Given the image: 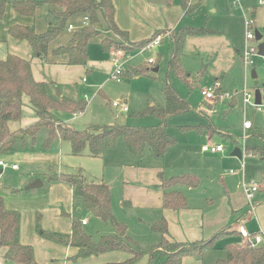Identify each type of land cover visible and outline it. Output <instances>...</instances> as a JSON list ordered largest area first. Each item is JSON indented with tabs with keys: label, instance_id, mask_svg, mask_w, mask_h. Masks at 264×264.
<instances>
[{
	"label": "rangeland",
	"instance_id": "rangeland-1",
	"mask_svg": "<svg viewBox=\"0 0 264 264\" xmlns=\"http://www.w3.org/2000/svg\"><path fill=\"white\" fill-rule=\"evenodd\" d=\"M181 1L168 0L165 6H155L150 4L148 0H134L132 9L135 14V21L131 20L125 15V12L121 11L122 8L126 7L124 1H121L122 6L120 7L119 19L125 28H129L126 30L129 32L130 39L140 41L148 38V35L150 37L155 31L166 29V26L170 25L169 20H174L179 16V13L182 18ZM188 1L189 6H194L191 1L194 4L200 2L201 7L194 14L186 15L180 22V26H176V28H206L232 35L236 41V47H238L236 50L239 48L241 50L244 44L245 28L244 18L240 8L245 9L247 14H249V11L256 7L253 29L262 37L257 42V45L264 43V5L258 4L260 0ZM261 1L264 2V0ZM35 18L36 29H45L47 26V13L42 10V7L37 8ZM96 28L101 29V35L89 41L87 47L89 60L86 67H65L64 70L57 67H52L51 69L50 67L47 72L43 68L41 69V74L45 73L47 76H54V79H59L60 82L55 83L51 89V91L54 89V94L57 91H62L64 96L69 100L84 101L86 103L85 111L81 114L74 116L59 111L55 113L56 117L63 120L65 125L76 130H83L86 127L91 128L92 126L111 125L113 123L134 124L140 127L157 125L158 119L150 115H146L137 120H130L127 117L134 113H141L152 105L160 108L164 106L162 81L165 79L167 63L170 57V49L168 48L167 42L171 31L164 30L161 33L159 38L161 42L164 41V44L158 52L156 48L150 51H144V49L139 50L134 54H125L123 51H120L123 55L122 61L125 63L123 73H130L136 69L150 68L147 65V61L154 59V65L158 64L159 67V71L153 74V77L156 79H150L145 76L128 78L124 74V76H120L119 82H117L112 79V59L117 52H104L101 41L107 38L113 42L122 43L111 33L107 34L103 26L96 25ZM252 44L256 45L255 42H252ZM182 61L184 72L192 76L190 77L191 89L175 76H171L170 84L181 98L187 99L190 102L193 110L185 115L170 119L167 134L175 140V143L167 150L166 158H163L165 161L163 159H159L158 161L163 162L161 164L163 165L165 179L186 173L195 174L200 180L198 189H189L181 186L174 190L177 189L183 192L182 194L186 197L190 208H206L210 199H213L215 203L219 202L224 192L223 184L227 186V190L230 192L236 191L237 182H240V180L242 182L241 175L236 173L242 161L245 166L244 182L248 183L250 179L253 180L257 172L261 173L264 178V161H261V158L248 156L245 152V149L249 145H253L254 142L247 139L246 133L248 131L243 129V123L245 121L249 122L252 124L250 130L260 135L255 128L264 130V111L262 109L258 110L252 105H244L242 102L244 91L250 94L257 90L260 93H264V61L261 57L256 56L253 58V66L244 67L241 58L235 52V60L231 68L223 75V80L220 83L222 93L220 92L219 83L213 84L212 78L209 75L205 74L199 80L197 76L203 67L198 63L196 58L186 57ZM33 64L37 67L38 63L34 62ZM252 71L255 72V78L251 77ZM211 87L213 88L214 99L209 102L201 96L200 91L207 90ZM84 96H86L85 99ZM232 98L235 99L236 104L230 107L229 104ZM215 99L217 101L214 104ZM116 100L124 101L129 112L123 113L113 108L111 104ZM27 112L23 110L20 119L17 121L19 122L25 118H30ZM214 131L216 134L226 138L230 135L236 136L237 139L234 140L235 144L228 139L214 136L215 134L212 133ZM207 135L213 136V142L225 148V153L222 158L206 155L207 158H213L209 161L215 171L212 176H205L203 173H200L199 168H197V162H195L201 146L209 144L207 143ZM45 136L44 130L39 132L34 145L28 142L30 141L29 136L25 137L26 144L24 146L21 143H17L13 154L6 156L7 158H2L4 163L19 167L16 172L11 171L9 169L10 167L4 169L3 174L0 176V197L4 199V203L5 199L9 200L8 197H16L15 194L21 195L23 199L27 198L29 194L23 193L22 191L26 187L24 183L30 177H39L42 179L50 174H75L78 171H84L86 175L87 173H91V164L97 163L100 166H105V182L111 189V212L114 218L127 225L128 235L142 248L152 246L160 240V236L152 233L150 230L151 222L159 219L154 211L128 209L121 204L122 190L117 165L122 163L124 159H127L123 140H118L116 148L106 153L103 161H98L89 157L84 159L72 157L69 151V145L66 143L61 144L59 147L55 141L50 149H45ZM253 139H255V142H258L259 145L257 147H264L263 139L257 135ZM59 148L60 150L58 151ZM235 148L240 149L243 153L241 160L230 157V153ZM55 149L57 150L55 151ZM146 152L153 156L150 151L146 150ZM144 158L147 159L146 156ZM146 159L143 160V165L145 163L148 164V162H145ZM147 164L145 165L147 166ZM93 171L94 168L92 169ZM230 171L233 173H230ZM258 183L260 185L261 182ZM54 184L56 183L45 184L43 188L33 192L30 197L36 198L33 202H8V206L18 209L22 208L26 220L27 216L32 212L41 214L42 219L39 223V229L41 231L63 234L52 228H54L53 225L60 229L69 228L67 219L60 215L64 212L73 214L79 220L87 219L89 224L85 227V231L94 241L101 235L112 233V230L107 224H102L95 220L86 211L82 210L81 212H77L76 210L80 206L79 202L72 200L70 209V201L65 193L61 189H50ZM154 188L157 187L154 186ZM49 192L50 196H46L43 199V196L49 194ZM259 199L260 196L257 193L253 204L258 203ZM249 214L252 220V214L250 212ZM43 216L47 222L52 224L49 228H46L47 226L43 227ZM32 226L33 224L30 228L25 227V238H27L28 234H31L35 238L44 240L42 237H39V231L36 227L33 226L32 228ZM246 226L250 227L248 225ZM229 238L217 242V249L206 252L203 258H190L193 259V262L199 264H214L216 260L225 257L226 245L234 242L241 243L242 241L240 238ZM28 240L32 242L30 237ZM35 247H37L36 244ZM3 262L5 263L4 259ZM146 264H148V258Z\"/></svg>",
	"mask_w": 264,
	"mask_h": 264
},
{
	"label": "trees",
	"instance_id": "trees-1",
	"mask_svg": "<svg viewBox=\"0 0 264 264\" xmlns=\"http://www.w3.org/2000/svg\"><path fill=\"white\" fill-rule=\"evenodd\" d=\"M6 4V1L0 0V18L3 16ZM11 5L17 14L25 17L34 16L37 7H49V29L47 31L37 33L31 26L19 25L11 27L8 31L15 40L29 44L32 57L43 61L50 44L66 31L70 22L80 17L87 18V24L84 27L70 33L68 46H59L53 50L54 56L66 58L65 65L67 66L83 67L87 64L89 41L101 35V29L96 28V25L103 26L105 32L111 33L121 41L122 44L107 38L101 41L104 52L112 53L123 51L125 54H134L143 50L155 38L160 37L164 31H155L147 40L129 41L128 33L121 30L115 23V9L112 0L14 1ZM181 7L186 14H191L198 8V5L189 6L188 0H182ZM248 18L254 21V14L249 13ZM211 33L213 31L206 28L191 27L179 28L170 32L168 38L170 57L167 63V73L162 81L164 106L160 108L152 105L141 113H134L127 117L130 120H137L150 115L158 119L157 125L147 127L113 123L76 130L65 125L55 113L61 111L71 115L81 114L85 111L86 103L49 96L47 85L33 79L30 61L7 55L4 60H0V157L12 155L15 145L25 143L27 136L34 145L37 134L44 130L46 132L45 149H50L53 143L59 140L69 144L73 157L87 155L101 159L105 152L116 147L118 140H123L127 151L135 157H140L145 150H149L156 159H163L168 148L175 143V140L167 134L170 119L193 110L188 100L181 98L171 86V76H175L191 89L189 82L191 76L184 72L181 65L184 42L188 37ZM150 69L152 68L136 69L130 73H122V75L125 74L128 78L140 76L149 78ZM214 82L218 83V79ZM23 97L29 99L28 107L37 121L24 130L11 133L8 124L20 119L24 107ZM216 101L215 99L214 104ZM250 128L247 129V139L257 135L263 139L264 143V135L256 134ZM212 133L234 144V140L237 139L233 135H228L229 137L226 138L216 134L215 131ZM245 152L248 156L264 159V147H247ZM41 180L44 185L49 183L68 185L74 197L82 201L83 209L95 220L107 224L112 230V233L101 235L94 241L78 219L67 216L71 222L70 234L45 232L39 229L40 219L37 216L36 229L40 237L57 245L76 249V254L69 258L73 262L91 256L121 252L128 254L129 258L123 262L108 264H135L144 257L148 258V264H182L184 258L201 259L206 252L216 250L217 242L221 240L229 237L242 239L238 230L223 229L207 240L178 242L169 236L166 221L160 219L150 226L151 232L158 234L160 240L152 246L142 248L128 235L127 226L114 218L111 212L110 190L105 183L89 181L80 171L75 174H50ZM159 181L156 187L163 193L162 208L176 211L186 209L187 200L180 191L174 189L180 186L196 189L199 186V179L193 174H183L168 179L160 178ZM22 192L27 194L30 190L23 189ZM123 205L128 204L123 202ZM19 228L20 214L7 210L0 197V248L6 249L5 263L38 264L35 261L32 247L19 242ZM225 251V257L218 259L214 264H264L263 245L253 246L248 240L242 239L241 243L234 242L226 245Z\"/></svg>",
	"mask_w": 264,
	"mask_h": 264
},
{
	"label": "crops",
	"instance_id": "crops-1",
	"mask_svg": "<svg viewBox=\"0 0 264 264\" xmlns=\"http://www.w3.org/2000/svg\"><path fill=\"white\" fill-rule=\"evenodd\" d=\"M4 1H6L7 4L5 6L3 16L1 17L2 19L0 18V60H4L7 57V55H14V56H17L21 59H25V60L30 61L31 73H32L33 79L36 82H42V83H45L47 85V94L49 96L57 98V99H61V98L68 99L67 97L64 96L62 91H59V94H60L59 96H56L57 93L54 94V89H53V91H51V89L53 88V85L57 82H60V81L58 78L54 79V76H47L45 73L41 74V69L43 68V70L45 72H47L50 69V67H51V69H52V67L62 68V70H64L65 67H68V68L82 67V66H67V65H65L66 58L64 56H60V57L54 56L53 50H55L59 46H68L69 45L70 33L73 32L74 30L82 28L83 17L77 18L74 21L69 23V25L73 26V29L70 31L66 29V31L64 33H62L56 40H54L50 44V46L48 48L47 56H46L45 60L43 61L39 58L32 57L29 44L25 41L15 40L14 38H12L9 35L8 31L11 27L16 26V25L31 26L34 28L35 32H37V33H43L45 31H47L49 29V24H48V18H49L48 9H49V7L40 6V7H42V10L46 11V13H47V26L45 29H36V23H35L36 18L35 17L37 14V8H39V7L36 8L34 16L25 17V16H21V15L17 14L12 9V5H11V2H14V1L43 2L45 0H39V1H35V0H4ZM121 1H124V4L126 5V7L122 8L121 11L125 12V15H127L131 20L135 21V16H134L135 14H134V11L132 9V6H134V3H133L134 0H112L113 6L115 9V23L121 30L126 31L128 33L129 41L139 42V41H133L130 39L129 32L126 30L129 28L128 27L125 28L119 19L120 7L122 6ZM260 1L258 2V4L264 5V2L262 4H260ZM167 2H168V0H165V5L167 4ZM181 3H182V1H181ZM191 3L193 5H198V8L193 13H191V15H192L199 9V7H201V3L199 2L198 4H194V2H192V1H191ZM165 5H163V6H165ZM233 5L235 6V4H233ZM180 7H181V4H180ZM255 8L256 7L252 8L249 11L252 15L254 14V19H255ZM240 10H241V13L243 15V18L246 15L248 16L247 11L245 9L240 8ZM181 11L183 13V17L181 18V14L179 13V16L176 17L174 20H169L170 25L166 26V29H164V30L173 31V30L179 29V28H176V26L179 27L180 22L183 20V18H185L186 15H189L183 11L182 7H181ZM211 31H213V33H211V34L186 38L184 45H183L182 60H184V58H186V57L196 58L198 60V63L201 64V66L203 67V69L200 71V73L199 74L197 73L198 74L197 77H199V80H201L205 74L209 75L212 78L213 84L215 83L214 80L218 79L219 88H220V91L222 92L221 87H220V83L223 80V75L231 68V66L235 60V52L240 57V53H241L242 49L240 50V48H239L238 50H236L238 47H236V41L234 40L232 35L224 34V33L218 32V31H214V30H211ZM153 33H152V35H153ZM150 37L148 35V38H146V39H149ZM146 39H142V40H146ZM142 40H140V41H142ZM163 44H164V41L163 42L160 41V44L156 47L157 52L160 51V49L162 48L161 46ZM167 44H168V42H167ZM168 48H169V45H168ZM182 60H181V65L183 66ZM34 62L38 63L37 67L33 64ZM126 64H127V62H126ZM86 65L83 67H86ZM147 65L150 66V68H152V69H150L149 72L151 75L150 77H153V74H156L159 71L158 64L154 65V63L153 64L147 63ZM155 68H158L157 72H153V69H155ZM153 78L156 79L155 77H153ZM150 79H152V78H150ZM189 82L191 83V78H190ZM261 96L264 97V93H261ZM85 98H86V96H84V99ZM23 103H24L23 110L28 111L27 113H28V115H30V118H25L19 122L18 121L10 122L8 124V127H9V130L11 133H16L20 130H24L37 121L33 112L28 107L29 99L27 97H23ZM59 120H61V119L59 118ZM61 121H63V120H61ZM63 123H64V121H63ZM250 127L252 128L251 123H250ZM255 129L260 134L264 135L263 129H261V128H259V129L255 128ZM45 134H46V132H45ZM214 136H217V135H214ZM212 137L213 136H211V135H207V143L213 144V145H220V144L214 143L212 140ZM249 140H251L254 143H253V145H251V146L249 145L248 147H252V146L257 147L259 145L258 142H255V139L249 138ZM28 142H30V141H28ZM56 143L60 147V145L65 143V142H61L58 140V141H56ZM25 144H26V142L21 144V145L24 146ZM66 144H68V143H66ZM202 146H204V145H202ZM124 148L126 149L125 145H124ZM56 150L57 149H55V151ZM59 150H60V148L58 149V151ZM69 151H70V146H69ZM110 151H113V150H110ZM110 151L105 152V154L110 152ZM126 153H127L126 154L127 159L126 160L124 159L122 161V163L117 165L118 171L120 174L119 175L120 183H121L120 186H121V190H122V197H121L122 206H124L123 202H126L128 205L124 206V207H126L128 209H142V210L154 211L155 214L158 215V217H157V218H159L158 220L164 219L166 221L169 236L173 240L178 241V242H195L198 240H207L211 236H213L214 234H216L217 232H219L223 229L237 230L239 226H244L249 233H252V234L261 233L263 235V246H264V183L262 182V180H261V183L259 185V191L257 192V193H259L260 199H259L258 203L252 205L253 210L251 209V207L249 205H247V202L243 197V194H242V191L240 188L241 180H240V182L239 181L237 182L236 191H234V192H230L229 190H227V186L225 184H223L224 185V188H223L224 192L221 195L218 203H215L213 199H210L208 201V205L206 206V208L205 207L190 208V206L187 203L186 209L177 210V211L176 210H169V209L162 208V202H163L162 191L160 189L154 188V186L159 185L160 178L165 179L163 165L161 164L163 162L158 161V159H156L153 154H152L153 156H151V154H148V152H146V150L142 153V155L140 157H135V156L131 155L127 151V149H126ZM150 153H152V152H150ZM167 153H168V151L166 152L164 159L166 158ZM224 153H225V148H224L223 153H216V154L202 152L200 150L199 154H198V158L195 160V162H197V168H199V172L203 173L205 176L214 175V172H215L214 168L211 165V163L209 162L210 159H213V158L212 157L207 158L206 155L208 154L211 156H219L222 158ZM105 154L103 155V157L101 159L91 158L87 155H83L80 157H74V158L84 159V158L89 157L93 160L103 161V158H105ZM144 156L147 157V159L144 158V159H146L145 162H148V164L145 163V164H147V166L145 164L144 165L142 164L143 160H144L143 159ZM2 158H7V157L1 156L0 161H2ZM152 158H153V160H152ZM232 158H235V157H232ZM223 159H225V158L223 157ZM261 161H264V159L261 158ZM6 164L8 165V167H6L4 169H7L11 166L8 163H6ZM91 167H92L90 170L91 173H87L85 175L84 171H80V172L89 181H102L103 183H105L107 185V183L105 182V173H106L105 172V166L104 165L100 166L99 164L94 163V164H91ZM93 168H94V171L92 172ZM4 169L0 168V176L3 174ZM9 169L13 172H16L19 169V167H17L16 170H12L11 168H9ZM91 174H93V175H91ZM186 174H191V173H186ZM237 174L241 175V179L244 180L245 170L243 172V175L241 173H237ZM193 175H195V174H193ZM260 175H261V173H260ZM261 178L263 179L262 175H261ZM36 179H40V178L39 177H32V178L30 177L24 183V185L27 186L30 183H32L33 181H35ZM253 180H255V178ZM250 181H251V179H250ZM107 186L109 187V185H107ZM199 186H200V180H199ZM199 186L196 189H198ZM43 187H44V183H43V186L41 188H43ZM184 187L189 188L187 186H184ZM3 188H1V189L5 192V190ZM176 188H178V187H176ZM50 189H61V191L65 193L68 200L70 201V209H71L72 200H74V202L80 203V206L77 208L76 211L77 212H81L82 210L85 211L83 209L82 201L80 199H77L74 197L72 189L68 185L54 184V185H52V187ZM109 190H110V198H111L110 187H109ZM35 191H37V190H32L29 193H27V194H29V196H27V198H24V199L22 198L21 195H18V194H15L16 197L15 196L8 197L9 200L5 199L4 206L7 210L16 211L20 214L19 242L22 245H26V246H30V247L33 246L32 249L34 252L35 261L38 264H108V263L123 262L129 258V255L126 253L112 252V253H106V254H102V255H98V256H91V257L86 258V259H78L77 261L73 262L69 258H71L72 256H74L76 254V249H74L72 247L60 246V245H57L55 243H52V242H49L46 240H42L41 238H39V239L35 238V236L31 235V234H28L27 238H25V236H26L24 233L25 227L27 226V228H30L32 224L34 227H36V217L39 216V219L41 221L42 215L37 214V212H32L27 216V220H26V218L24 216V210L22 208L18 209L16 207H10V206H8V202H11V203L16 202V201H18V202H33L36 198L35 197L30 198V197L33 194V192H35ZM180 192L183 193L182 191H180ZM257 193H256V195H257ZM46 196H50V192H49V194L44 195L43 199ZM254 199H255V197H254ZM3 202H4V199H3ZM111 205H112V198H111ZM249 212L252 214V217H253L252 220H251ZM87 214L89 216H92L88 212H87ZM60 215L64 216L67 219L69 228L60 229L59 227L53 225L54 228H52V229H54L55 231L61 232L63 234H70L71 222L67 216L74 217L73 214L71 215L69 213L62 212ZM74 218H76V217H74ZM76 219H78V218H76ZM33 220H34V223H33ZM158 220H156V221H158ZM79 221L80 222L85 221V225H83L84 228L87 227L89 224V221L87 219H81ZM156 221L153 220L151 222V225ZM42 225H43V227L47 226L46 228H49L52 224L47 222V220H45L44 216H43ZM246 225L250 226L251 228L247 227ZM33 226H32V228H33ZM253 226H255V227H253ZM49 230H51V229H49ZM29 237L31 238L32 242H30L28 240ZM228 239H230V238H228ZM35 244L37 247H35ZM0 249H1L0 250V255H1L0 256V264H5L3 262V259H4L6 249L5 248H0ZM146 262H147V258L145 257V258L139 260L138 262H136L135 264H146ZM182 264H199V263L193 262V259H191L190 257H187V258L183 259Z\"/></svg>",
	"mask_w": 264,
	"mask_h": 264
},
{
	"label": "built area",
	"instance_id": "built-area-1",
	"mask_svg": "<svg viewBox=\"0 0 264 264\" xmlns=\"http://www.w3.org/2000/svg\"><path fill=\"white\" fill-rule=\"evenodd\" d=\"M263 2L260 1V4ZM87 24V18H83V26ZM254 21L248 18L246 15L244 17V44L243 48L240 53V58L242 60V63L244 67H251L253 66V58L256 56H259L262 58L264 61V53L262 56L259 55L258 51V45L257 41L255 39V30L253 29ZM73 26L68 25L67 30H72ZM161 39L159 37L155 38L153 41H151L149 44H147L144 47V51L148 50H153L155 49L159 44H160ZM252 42H255L256 45H253ZM123 55L120 52H117L115 54V57L112 59V66H113V73H112V79L119 82V78L123 73V65L124 62L122 61ZM154 60L149 59L148 64H153ZM217 86V84H215ZM215 86V87H216ZM201 96L206 100L211 102L214 99V93H213V88H208L207 90H201ZM242 102L244 105H252L256 109L260 110L262 109L264 111V98L261 96V103L260 105H255L254 103V93L250 94L246 91L243 92V98ZM112 107L115 109H118L120 112L126 113L128 112V108L125 104L124 101L122 100H116L112 102ZM250 128V123L249 122H244L243 124V129L247 130ZM202 152H207L211 154H216V153H223L224 152V147L222 145H213V144H207L201 147ZM243 156V153H242ZM242 159V158H241ZM8 167L6 163L3 161H0V168L4 169ZM10 168L12 170H16L17 166L16 165H11ZM245 170V166L243 161L240 163V168L239 170L236 171V173H241L243 175V172ZM230 173H233L230 171ZM262 182L264 183V178L262 179ZM242 194L244 199L247 202V205L251 207L253 210V201L256 193L259 191V183L256 182L255 180H251L248 183L244 182L242 179L241 185H240ZM82 225H85V221H81ZM238 232L239 235L242 239L248 240L251 245L255 246H261L263 245V235L261 233H249L244 226H239L238 227Z\"/></svg>",
	"mask_w": 264,
	"mask_h": 264
},
{
	"label": "water",
	"instance_id": "water-1",
	"mask_svg": "<svg viewBox=\"0 0 264 264\" xmlns=\"http://www.w3.org/2000/svg\"><path fill=\"white\" fill-rule=\"evenodd\" d=\"M148 1H149L151 4L156 5V6H163V5H165V0H148ZM261 38H262L261 35L256 31V32H255V39H256V41H257V42L260 41ZM258 51H259V55L262 56L263 53H264V43H261V44L258 45ZM157 71H158V68L153 69V72H157ZM251 77H252V78H255V77H256L254 71H252V73H251ZM59 95H60V94H59V91H57L56 96H59ZM235 103H236V102H235V99L232 98V100H231L229 106H230V107H233V106H235ZM254 103H255V105H260V103H261V93H260L258 90L254 92ZM230 156H231V157H235V158L241 160V158H242V152H241L240 149L235 148V149L230 153ZM261 180H262L261 175H260L259 172H257V174L255 175V181H256V182H261ZM42 186H43V182H42L40 179H36L35 181H33L32 183H30L29 185H27L24 189H25V190H28V191H29V190H30V191H31V190H38V189H40Z\"/></svg>",
	"mask_w": 264,
	"mask_h": 264
}]
</instances>
